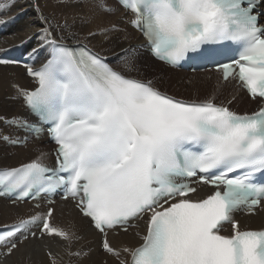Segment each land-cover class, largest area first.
<instances>
[{"label": "snow or ice", "instance_id": "obj_1", "mask_svg": "<svg viewBox=\"0 0 264 264\" xmlns=\"http://www.w3.org/2000/svg\"><path fill=\"white\" fill-rule=\"evenodd\" d=\"M119 2L156 59L214 64L224 80L238 79L252 99L264 101V0ZM40 19L39 47L48 56L39 68L27 67L35 87L19 94L38 123L48 125L56 168L41 156L0 170V194L35 199L33 190L63 186V199H73L105 237L146 217L143 242L124 248L123 257L105 238L104 249L119 264H264V230L241 231L232 220L236 209L252 212L264 202V184L255 182L256 174L264 176V106L238 114L212 99H175L90 49L65 43L58 33L69 28L66 21ZM22 126L37 135L45 130ZM198 174L212 191L192 199L196 188L182 181ZM52 215L49 208L0 232L10 245L4 254L17 247V233L38 221L42 234L69 240V232L51 225ZM225 222L232 224L230 235L221 234Z\"/></svg>", "mask_w": 264, "mask_h": 264}, {"label": "bare ground", "instance_id": "obj_2", "mask_svg": "<svg viewBox=\"0 0 264 264\" xmlns=\"http://www.w3.org/2000/svg\"><path fill=\"white\" fill-rule=\"evenodd\" d=\"M102 5H106V8ZM41 14L58 23L67 22L69 28L58 33L66 37L65 42L89 45L100 54L107 55L120 70L126 65L131 67L135 57L142 55L147 63L151 62V65L172 73L169 80L174 85L171 87L180 95L190 97L212 92L213 96L224 100L223 105L232 103L242 110H255L259 102L248 98L235 82H222L216 72H195L188 76L187 71L167 67L155 60L145 50V39L131 26L129 21L133 18L132 15L114 0H67L66 3H60L59 0H0V24L5 22L8 30L0 37V52L27 40L26 52L32 53V49L36 48L37 52L33 54L39 57L38 64L43 63L48 52L46 48L39 47L41 42L38 30L43 26ZM132 68L129 70L131 74L142 76L140 70ZM34 87V80L25 75L22 67L0 65V168H15L41 156L43 161L52 158V146L46 136L36 139L4 121L18 116L27 117L28 110L19 93L21 89ZM220 93H223L222 96ZM8 135L11 138L26 136V144L21 147L12 146L9 144L10 140L4 139ZM47 210L46 203H42L41 208L37 209L27 202L22 204L0 198V227L16 224L38 214L43 217ZM145 221L146 219L138 221L127 232H111L108 243L113 249L120 251L123 257L124 248H135L142 243L141 236L146 234ZM50 223L69 232L71 238L64 240L47 234L38 238L37 232L26 238H17V248L11 255L1 258L0 264H53V260L56 264H119L114 255L103 250V235L93 227L88 218L81 215L72 201L59 200ZM261 227H264V212L241 216L240 230Z\"/></svg>", "mask_w": 264, "mask_h": 264}, {"label": "rangeland", "instance_id": "obj_3", "mask_svg": "<svg viewBox=\"0 0 264 264\" xmlns=\"http://www.w3.org/2000/svg\"><path fill=\"white\" fill-rule=\"evenodd\" d=\"M102 55H104V54H102ZM104 56L109 59V57L107 55H104ZM151 64H152L151 62H148L147 63V61H145L143 59V56L142 55H138V56L135 57L134 67L132 69H135L136 71H139L140 70V72L142 73L141 74L142 76H140V75L139 76H135V75L131 74L129 72L130 65L124 66L122 70L124 72H126V74H128V75H132V76L138 77L140 79H146L148 81H151L153 85H155L156 87L160 88L161 90L167 91V92H169V93H171V94H173L175 96H178L180 98H184V99H188V100H195V101H205V100H208V99H212L213 101H215V102H217L219 104H223L224 103V100L223 101L222 100H219V98L217 96H213V93L212 92H209V94L207 92H205L204 95H201L199 93L196 96L193 95V96H190V97L188 95H184V94L183 95H180V93L176 92L175 90H173V87H171L172 84H173V83H171L172 81H170L171 80L170 77H171L172 73H169L167 71H164L160 67H158V66H156L154 64L153 65H151ZM151 66H153V67H151ZM199 73L204 74V72H199ZM151 74H153V75H151ZM186 74H188V76H191L193 73L187 72ZM169 78H170V80H169ZM191 84H193V83H191ZM188 85L189 86H192V85H190V83ZM210 94H211V96H210ZM222 94L223 93H220L219 95L222 96ZM229 105H231L235 110H237L239 112L254 111L253 108H251L252 110L251 109L250 110H242V108L236 107L235 104L229 103ZM38 238H41V237H39V235H38Z\"/></svg>", "mask_w": 264, "mask_h": 264}]
</instances>
